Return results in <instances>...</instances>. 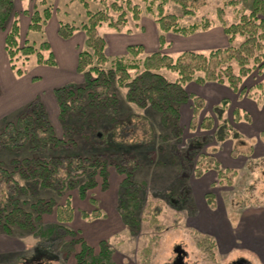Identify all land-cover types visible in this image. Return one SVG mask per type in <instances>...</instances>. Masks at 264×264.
<instances>
[{
  "label": "trees",
  "instance_id": "obj_1",
  "mask_svg": "<svg viewBox=\"0 0 264 264\" xmlns=\"http://www.w3.org/2000/svg\"><path fill=\"white\" fill-rule=\"evenodd\" d=\"M80 1L87 8V18L79 24L61 21L58 28L59 36L64 39L71 38L79 30L84 31L86 36L77 62V72L83 75V83L66 84L54 89L64 136L58 135L41 98L29 102L14 119H7L0 127V232L12 235L15 231L39 230L37 232L43 237L40 243L42 247L37 244L39 254L30 260L34 263L46 264L57 260V255L50 254L66 233L76 238L74 243L81 244L76 253V264H116L112 260L108 241L102 240L100 252L96 253L85 239L75 237L79 231L63 225L71 223L75 217L70 196L64 205L58 206L53 196H43V192L62 195L67 189L76 188L82 198L87 197L88 191L98 185V175L103 178L104 187L107 188L111 160L116 163L118 171L125 175L119 195L120 215L132 233L141 230L147 183L136 179L141 164L134 153L143 146L151 145L157 132L149 117L136 113L114 114L119 103L113 92L115 85L126 88L128 101L160 115L162 125L171 132L163 136L167 143L171 140L170 134L178 139L183 135V104L193 101L194 116L205 107L203 98L187 91L186 86L191 82L225 84L234 91L264 101V83L250 89L243 84L254 69L264 68V16L261 14L264 0H255V7L250 13H244L237 22L228 23L220 16L221 26L228 36V46L207 51L184 50L176 55L163 52V48L170 45L167 34L189 36L213 27V21L209 18L188 26L181 23L182 17L195 15L207 5L208 0H160L159 3L152 0L147 3L146 11L156 17L159 25V50L146 53L142 44H132L124 55L114 57L108 55L107 40L99 28L107 24L121 31L128 24L129 13L139 21L143 11L139 3L133 0H100L104 8L93 10L90 0ZM237 1L229 2L235 5ZM41 4L45 5L46 1L42 0ZM168 4L180 7L182 13L169 12L166 8ZM25 13L30 16L29 32L42 33L53 16V9L45 6L42 11L34 8L32 12L26 10ZM10 21L12 24L5 38V48L11 67L18 75L28 72L19 62L24 63L34 55L40 65H58L48 40L37 45L27 38L23 44L20 43L21 26L14 11V0H0V31L6 30ZM240 38L242 40L236 45ZM163 70L176 74V79H168ZM227 108V100L214 108L219 121L215 138L220 141L238 136L225 116ZM236 114L237 119L242 118L239 111ZM137 119L144 121L145 135L143 140L133 142L128 139L129 132L126 131L135 126ZM200 126L205 130L214 128L213 116H206ZM193 142L198 143L199 139ZM123 144L130 148L129 152L116 150V145ZM201 145L190 144L182 151L177 145H172V159L181 156L185 167L192 166L190 171L195 176L215 169L219 181L229 180L227 172L231 170L221 167L213 154L203 153ZM204 162L208 165L207 171L201 165ZM186 173L179 180V185L172 187L168 194L171 201L176 197L181 198L179 204L172 203L178 208L189 206L191 201V190L186 183L190 172ZM206 196L208 203L213 204L214 194L209 192ZM91 202L96 206L98 204L95 198H91ZM54 210L57 224L44 227L42 220L45 213ZM83 215L98 218L101 212L96 208L95 215L87 212ZM153 222H159L158 212H155ZM43 246L49 250L46 251Z\"/></svg>",
  "mask_w": 264,
  "mask_h": 264
},
{
  "label": "rangeland",
  "instance_id": "obj_2",
  "mask_svg": "<svg viewBox=\"0 0 264 264\" xmlns=\"http://www.w3.org/2000/svg\"><path fill=\"white\" fill-rule=\"evenodd\" d=\"M41 1L42 0H14V11L18 15L21 26L20 43L23 44L27 38L30 42H35L37 45L43 40H48L52 43L53 47L56 48V57L59 60V65L57 67L40 65L37 62L36 55H34L31 56L29 60L24 61V63L19 62V65L26 68L28 72L24 75H18L11 67L5 48V38L12 21L8 23L6 30L0 31V127L4 125L7 119H14L18 112L29 102L41 98L58 135L63 137L64 130L63 122L60 120L59 115L60 108L52 87L55 84H82L84 77L82 74L76 72L77 57L73 55V52L69 48L67 49L65 45L67 40L61 37L57 38L58 34L56 32L53 33L52 30L54 25L57 26L61 21L79 24L82 20L87 18V8L80 0H45V5H42ZM111 1L113 0L109 2ZM133 1L139 3L143 10L140 20H134L132 14L129 13L128 24L123 27L121 31H117L107 24L99 28L103 36L107 38L109 34L114 35L119 32H126L130 33L129 38L136 37L137 42H139L138 44L152 41L155 34L158 38L160 29L156 17L146 11L147 3L152 0ZM158 1L160 2V0H157V3H159ZM229 1L230 0H208L207 5L195 15L184 16L181 19V23L188 26L195 22L200 23L205 18H209L214 24V28L211 27L213 28L211 32H213L214 35L211 34V32L208 34H200V32H204L205 30H199L197 31L198 33L196 32L197 34L188 37H182L179 34L171 33L168 35L170 45L165 46L163 52L176 55L184 50L207 51L213 48L228 46V36L225 35L221 26L219 20L220 16L224 17L228 23L237 22L244 13H250L255 7V0H238L235 5L230 4ZM45 6H49L53 9V15H55L53 20L45 27L44 32H29L30 16L25 13V11L28 10L32 12L34 8H38L42 11ZM90 7L96 10L97 8H104V5L100 0H90ZM166 8L169 12L177 14L182 13L180 7L175 4H168ZM220 10L222 11L220 12ZM261 14L264 16V11ZM114 15L117 14L114 13ZM215 26L217 28H215ZM241 40L242 38L236 42V45H238ZM82 47L83 45L78 47V51H80ZM155 50H159V47ZM145 52L150 53L148 50ZM125 53H120L119 56ZM109 55L111 57L118 56L113 54ZM162 72L168 79H176V74L173 72L166 70ZM259 83H264V68L254 69L250 75L245 78L243 84L250 89L253 86H257ZM113 92L119 100V103L116 105L117 110L116 113H114L115 115L121 116L136 113L149 117L157 132L156 139L151 145L143 146L134 153V156L141 164L140 169L136 172V179L147 183L146 206L141 230L139 233H132L125 225L120 215L118 208L119 195L121 183L125 175L118 171L116 163L114 164V160L110 161V174L107 188L104 187L103 178L98 175V185L90 189L87 197L84 198L80 196L76 188L67 189L62 195L51 191L43 192L44 197L53 196L55 198L56 206L64 205L68 197H71L73 207L75 208V217L71 223H65L63 225L79 231V234L75 237L78 239H85L88 244L94 247L96 253L100 252V242L102 240L108 241L112 252V260L116 264H170L173 260L177 259V255H179L175 252V247L177 246H181L187 253L184 258L187 264H227L230 258H234L236 255L251 257L248 255L249 253H245L246 251L240 252L238 250L227 251V249H225L221 254H218L219 249H217L213 237L199 232L195 227L194 221L195 218H197L198 205L202 200L198 201L193 193V188L198 186L195 183L196 176L190 171L192 170V166H189V168L185 167V164L182 163L183 160L181 156H176L174 160L172 159L174 156L171 150L172 145L180 147V151L185 148L187 149L190 144H202L203 153L207 152L213 154L218 150L219 145L224 141L215 138L217 125L219 124L216 114L214 116L212 115L214 118V128L205 131V128H202L200 124L206 116L211 115L207 114L203 116L202 110L197 116H194L193 108L190 123L185 125L181 120L183 135L178 139L174 134H170L171 140L167 143L163 136L171 132L162 125L158 113L151 109H142L135 103L128 101L126 88H120L115 85L113 87ZM187 103H190V101ZM143 123L144 121L141 119L134 121L135 126L126 131L129 132L127 135L128 139L130 138L133 142L144 139L145 129L143 128ZM215 124L217 125L215 126ZM197 138L199 142H193V140ZM229 138L233 137H228V139ZM241 138H243L242 135L237 139L238 143L241 142ZM115 147L118 152H129L130 150V148L124 144L116 145ZM240 149L243 148L241 147ZM110 150H112V148ZM115 160L119 159L115 158ZM201 165H203L204 170L207 171L208 165L205 162ZM186 172H190V177L187 179L186 183L191 190V201L189 206L178 208L172 203L177 202V204H179L181 198L176 197V200L174 197L175 200L171 201L170 198H168V194L172 187H177V184L179 185V180L181 181L182 177L187 175ZM239 172L240 170H238V173L237 170H231L227 172L230 178L229 180L227 179L214 183L216 192L222 191L227 200L237 198L241 203L264 201V174L259 173L256 175L257 178H254L253 181V186L256 188L254 192H252V187H250V185L253 177L245 172ZM91 198L97 200V206L91 202ZM213 198V204L210 206H214L215 208L219 202L216 204L217 198L215 195ZM206 199L208 200L207 196ZM96 208L101 212L98 218H94L93 216L92 218L84 217L83 214L85 212L90 215H95ZM55 210L52 213H45L42 220L44 227L57 224ZM155 212H158L159 215L158 223L153 222ZM37 231H15L12 235L0 232V264H43L41 262H30L32 256L39 254L36 247L43 239L42 235ZM75 239L76 238H73L72 235L65 233L55 244V248L52 250L54 252L50 254L57 255V260L47 262L46 264H76V253L80 250L81 244L74 243ZM43 247L46 248V251L49 250L48 247ZM181 254L184 256V253Z\"/></svg>",
  "mask_w": 264,
  "mask_h": 264
},
{
  "label": "crops",
  "instance_id": "obj_3",
  "mask_svg": "<svg viewBox=\"0 0 264 264\" xmlns=\"http://www.w3.org/2000/svg\"><path fill=\"white\" fill-rule=\"evenodd\" d=\"M54 16H52L45 27L53 20ZM58 28L59 24L57 26L54 25L53 33L56 32L58 34ZM213 28L204 32L202 31L200 34H208ZM215 28L217 27L215 26ZM129 34L119 32L114 35L109 34L107 38L105 37L107 40V53L119 55L120 53H125L129 45L138 44L139 42H137L136 37L129 38ZM169 34L171 33L167 34V39ZM211 34L214 35L213 32ZM159 35L157 38L155 34L150 42L141 43L145 51L154 52L157 47H160ZM181 36L183 37V35ZM59 37L61 36L58 34L57 38ZM85 39V33L81 30L77 31L71 38L65 39L67 40L65 44L67 49L69 48L73 52V55H76L77 62L78 47L84 46ZM212 41L216 42L215 40ZM51 46L53 51L55 50L54 53L56 55V48L53 47L52 43ZM57 61L59 65V60L57 59ZM58 86L62 85L55 84L52 88L55 89ZM186 88L192 95L200 96L204 99L203 116L207 114L214 116V108L221 104L223 100L228 101L225 116L237 130L238 136L224 140L213 154L224 169L237 170V173L240 170V172L251 175L253 178L250 187H252L251 191L254 192L256 188L253 186L254 178H257L256 175L259 173L264 174V101H258L246 94H241L239 91H234L228 85L216 82L204 84L191 82L187 84ZM237 111L242 116L239 120L235 117ZM191 113L193 114L192 100L181 107V120L183 124L190 123ZM241 135L243 138L238 143L237 139ZM241 147L243 149H240ZM217 182H219V174L215 169H210L203 175L196 176L195 178V183L198 186L193 188V193L198 201L202 200L198 205L197 218L194 221L195 227L202 234H208L213 239H216L219 250L246 251L245 253H249L248 255L255 259L256 264H264V201L241 203L237 198L227 200L222 191L216 192L214 183ZM209 192H212L217 198L216 204L219 202L215 208L214 206H210L206 199V195Z\"/></svg>",
  "mask_w": 264,
  "mask_h": 264
},
{
  "label": "flooded vegetation",
  "instance_id": "obj_4",
  "mask_svg": "<svg viewBox=\"0 0 264 264\" xmlns=\"http://www.w3.org/2000/svg\"><path fill=\"white\" fill-rule=\"evenodd\" d=\"M213 240V239H211ZM215 244L217 246V249H219L217 240L214 239ZM179 248V252H177V249ZM175 252L178 253L179 255H177V259L173 260V262H171L170 264H187L186 261L184 260V258L186 257L187 253L185 252V250L181 247V246H177L175 247ZM181 253H184V256H182ZM222 251L218 250V254H221ZM227 264H256L255 259L251 258V257H246L243 255H236L234 258H230L229 262Z\"/></svg>",
  "mask_w": 264,
  "mask_h": 264
},
{
  "label": "water",
  "instance_id": "obj_5",
  "mask_svg": "<svg viewBox=\"0 0 264 264\" xmlns=\"http://www.w3.org/2000/svg\"><path fill=\"white\" fill-rule=\"evenodd\" d=\"M177 252H179V248L177 249Z\"/></svg>",
  "mask_w": 264,
  "mask_h": 264
}]
</instances>
